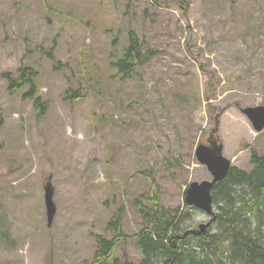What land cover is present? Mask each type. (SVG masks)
<instances>
[{"label":"rangeland","instance_id":"obj_1","mask_svg":"<svg viewBox=\"0 0 264 264\" xmlns=\"http://www.w3.org/2000/svg\"><path fill=\"white\" fill-rule=\"evenodd\" d=\"M130 29L150 58L123 81L109 56ZM24 67L45 114L28 86L13 94L2 76ZM259 105L264 0H0V264H93L96 235L113 238L119 212L125 236L105 264L138 263L137 203L157 197L190 214L188 229L208 221L185 200L191 182L213 178L197 147L217 139L250 170L264 130L242 109Z\"/></svg>","mask_w":264,"mask_h":264},{"label":"trees","instance_id":"obj_2","mask_svg":"<svg viewBox=\"0 0 264 264\" xmlns=\"http://www.w3.org/2000/svg\"><path fill=\"white\" fill-rule=\"evenodd\" d=\"M112 43L116 45V39ZM117 48L109 56V65L115 71L113 76L123 81L134 78L150 58L139 33L130 29L128 44L120 50ZM2 76L8 79L13 94L28 86L25 96L34 98L35 104L41 106V114H45L48 104L42 103L37 95V73L32 67L19 69V77L12 73ZM68 94L66 99L73 101L82 95L79 89L71 93L69 90ZM251 162L250 170L231 166L227 176L215 184L212 194L216 218L201 235L183 236L188 230L184 219L190 214L180 216L178 210L174 213L158 197L153 199L152 206L137 203L144 226L136 234L135 244L142 252V259L138 263L115 260V264H264V154L253 149ZM109 226L114 236L96 235L93 264H105L125 236L120 212Z\"/></svg>","mask_w":264,"mask_h":264},{"label":"water","instance_id":"obj_3","mask_svg":"<svg viewBox=\"0 0 264 264\" xmlns=\"http://www.w3.org/2000/svg\"><path fill=\"white\" fill-rule=\"evenodd\" d=\"M242 111L250 119L256 131L264 130V105L245 107ZM223 150L224 145L218 143L217 139H211L210 144L201 143L197 147L198 160L207 165L213 178L201 182H191L186 190L185 200L187 204L205 211L209 220L202 222L196 228L188 229L183 236H187L189 233L201 235L207 232L216 218L212 190L218 181L227 176L232 166L231 160L224 155ZM45 191L48 224L51 225L57 212V206L54 201V187L50 180L45 186Z\"/></svg>","mask_w":264,"mask_h":264}]
</instances>
